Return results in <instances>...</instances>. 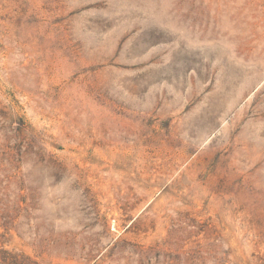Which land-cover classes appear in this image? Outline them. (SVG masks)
<instances>
[{"label": "rangeland", "instance_id": "1", "mask_svg": "<svg viewBox=\"0 0 264 264\" xmlns=\"http://www.w3.org/2000/svg\"><path fill=\"white\" fill-rule=\"evenodd\" d=\"M0 264H264V0H0Z\"/></svg>", "mask_w": 264, "mask_h": 264}]
</instances>
